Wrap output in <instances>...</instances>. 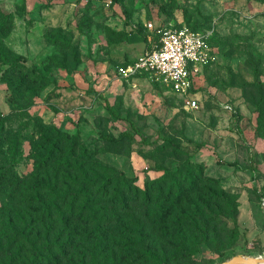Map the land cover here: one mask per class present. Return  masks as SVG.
Masks as SVG:
<instances>
[{"label": "rangeland", "instance_id": "rangeland-1", "mask_svg": "<svg viewBox=\"0 0 264 264\" xmlns=\"http://www.w3.org/2000/svg\"><path fill=\"white\" fill-rule=\"evenodd\" d=\"M120 1L0 0V11L14 15L4 43L25 66L6 82L5 69L0 74V176L8 184L46 180L39 166L57 131L77 136L80 148L97 150L141 188L190 160L238 203L237 223L201 247L197 264L264 257V0ZM150 22L207 36L211 58L195 76L198 109L165 84L128 74L146 51L137 27ZM108 106L131 116L152 141L171 138L185 152L147 146L139 137L106 142L103 135L120 139L129 129ZM13 186L0 188V264H21L16 252L7 256V236L28 214L50 221L41 202L25 203L22 184L17 197ZM52 221L58 222L54 210Z\"/></svg>", "mask_w": 264, "mask_h": 264}, {"label": "trees", "instance_id": "trees-1", "mask_svg": "<svg viewBox=\"0 0 264 264\" xmlns=\"http://www.w3.org/2000/svg\"><path fill=\"white\" fill-rule=\"evenodd\" d=\"M111 2L122 4L120 0ZM13 16L0 11V74L5 69V82L19 76L25 67L24 58L4 43ZM145 25L137 29L146 50H151ZM158 40L154 39L155 44ZM108 108L112 117L129 129L120 139L103 135L106 142L118 144L139 137L147 146L162 143L178 153L185 152L171 138L160 136L152 141L131 116H120ZM47 150L48 156L39 166L45 169L46 180L33 179L34 187L23 178L8 184L7 176H0V188L14 185L16 197L24 188L25 203L41 202L45 220L50 218L47 224H41L28 214L22 229L10 231L7 256L16 252L14 257L21 264H197L201 247L216 241L213 239L219 232H226L231 221L237 223L236 196L206 176L201 164L185 160L174 172H166L141 188L136 185V177L116 173L102 162L97 150L80 148L77 136L57 131ZM58 155L56 166L51 167ZM48 194L52 199L46 204L44 197ZM53 210L58 218L55 225ZM25 253L26 261L22 257Z\"/></svg>", "mask_w": 264, "mask_h": 264}, {"label": "built area", "instance_id": "built-area-1", "mask_svg": "<svg viewBox=\"0 0 264 264\" xmlns=\"http://www.w3.org/2000/svg\"><path fill=\"white\" fill-rule=\"evenodd\" d=\"M145 26L152 49L129 66L128 74H146L184 98L190 110L198 109L193 99L195 76L211 58L207 36L188 28L157 27L152 22ZM155 38L159 39L157 44Z\"/></svg>", "mask_w": 264, "mask_h": 264}, {"label": "water", "instance_id": "water-1", "mask_svg": "<svg viewBox=\"0 0 264 264\" xmlns=\"http://www.w3.org/2000/svg\"><path fill=\"white\" fill-rule=\"evenodd\" d=\"M218 264H262V257L253 258L244 255H238Z\"/></svg>", "mask_w": 264, "mask_h": 264}, {"label": "bare ground", "instance_id": "bare-ground-1", "mask_svg": "<svg viewBox=\"0 0 264 264\" xmlns=\"http://www.w3.org/2000/svg\"><path fill=\"white\" fill-rule=\"evenodd\" d=\"M262 264H264V257H262Z\"/></svg>", "mask_w": 264, "mask_h": 264}]
</instances>
